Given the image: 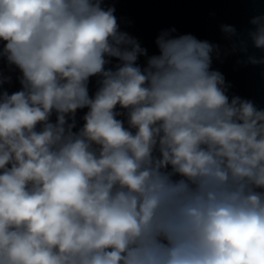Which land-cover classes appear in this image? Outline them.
I'll return each mask as SVG.
<instances>
[{
	"label": "clouds",
	"instance_id": "1",
	"mask_svg": "<svg viewBox=\"0 0 264 264\" xmlns=\"http://www.w3.org/2000/svg\"><path fill=\"white\" fill-rule=\"evenodd\" d=\"M103 5L0 0V264H264V109L228 95L219 44L172 28L149 55ZM249 23L221 31L261 65Z\"/></svg>",
	"mask_w": 264,
	"mask_h": 264
},
{
	"label": "water",
	"instance_id": "2",
	"mask_svg": "<svg viewBox=\"0 0 264 264\" xmlns=\"http://www.w3.org/2000/svg\"><path fill=\"white\" fill-rule=\"evenodd\" d=\"M105 8L114 7L120 29L135 37L142 47L148 49L149 55L157 54L155 44L157 36L164 30L175 28L173 36L192 34L198 39L207 40L221 47L219 59L213 57L212 67L225 77L229 88L228 95L240 96L251 100L258 108L264 109V64L244 63V53L231 52V41L225 39L221 25H232L240 37L247 39L248 31L253 27L249 21L256 15H264V0H104ZM2 46V45H0ZM248 55L264 56V51L248 44ZM145 57L139 63L143 65ZM239 61V62H238ZM115 59L107 67H114ZM0 71L10 76L11 82L3 85L9 94L21 89L18 77L20 72L6 61L0 60ZM98 77L89 82V94L93 96L98 88ZM88 109L76 113L77 131L83 126L82 117ZM116 111L125 112L117 106ZM127 125L126 115L117 117ZM53 113L51 120L55 122Z\"/></svg>",
	"mask_w": 264,
	"mask_h": 264
}]
</instances>
